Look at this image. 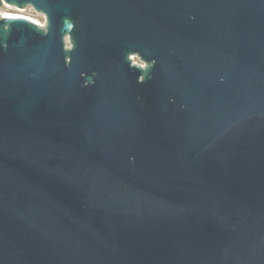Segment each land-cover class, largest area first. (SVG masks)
I'll list each match as a JSON object with an SVG mask.
<instances>
[{"label": "water", "instance_id": "1", "mask_svg": "<svg viewBox=\"0 0 264 264\" xmlns=\"http://www.w3.org/2000/svg\"><path fill=\"white\" fill-rule=\"evenodd\" d=\"M3 1L0 264H264V0Z\"/></svg>", "mask_w": 264, "mask_h": 264}, {"label": "rangeland", "instance_id": "2", "mask_svg": "<svg viewBox=\"0 0 264 264\" xmlns=\"http://www.w3.org/2000/svg\"><path fill=\"white\" fill-rule=\"evenodd\" d=\"M0 13L19 15L29 20L41 23V24L44 23L45 21L44 15L41 12L34 10L33 7L30 5H25V7H17L12 4H8L7 6L2 3L0 7ZM65 45L67 48L71 46V42L68 36H65ZM133 60L137 62L138 64L140 63L144 65V63L141 60L139 61V59L136 56H134Z\"/></svg>", "mask_w": 264, "mask_h": 264}, {"label": "built area", "instance_id": "3", "mask_svg": "<svg viewBox=\"0 0 264 264\" xmlns=\"http://www.w3.org/2000/svg\"><path fill=\"white\" fill-rule=\"evenodd\" d=\"M1 2L3 3V4H5V5H7V3H5L3 0H1ZM27 19V18H26ZM32 21V20H31ZM33 22H35V21H33ZM35 23H37L40 27H43L44 25H45V21H44V23H38V22H35ZM134 56H136V55H131L130 56V58H131V60H132V63H136V64H138L137 62H135L134 60H133V58H134ZM137 58H138V56H136ZM139 59V58H138ZM140 61V60H139ZM138 65H142V64H138Z\"/></svg>", "mask_w": 264, "mask_h": 264}, {"label": "bare ground", "instance_id": "4", "mask_svg": "<svg viewBox=\"0 0 264 264\" xmlns=\"http://www.w3.org/2000/svg\"><path fill=\"white\" fill-rule=\"evenodd\" d=\"M7 6H8V4H7ZM0 17H22V16L12 15V14H6V13L1 14L0 13ZM22 18H24V17H22Z\"/></svg>", "mask_w": 264, "mask_h": 264}, {"label": "trees", "instance_id": "5", "mask_svg": "<svg viewBox=\"0 0 264 264\" xmlns=\"http://www.w3.org/2000/svg\"><path fill=\"white\" fill-rule=\"evenodd\" d=\"M1 5H2V2H1V0H0V7H1Z\"/></svg>", "mask_w": 264, "mask_h": 264}]
</instances>
